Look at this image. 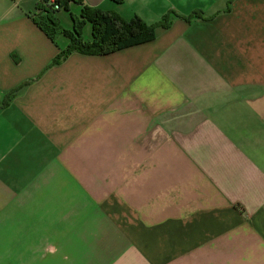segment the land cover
Masks as SVG:
<instances>
[{
	"label": "crops",
	"instance_id": "crops-1",
	"mask_svg": "<svg viewBox=\"0 0 264 264\" xmlns=\"http://www.w3.org/2000/svg\"><path fill=\"white\" fill-rule=\"evenodd\" d=\"M36 1L0 0V264H264V0H83L153 38L57 62Z\"/></svg>",
	"mask_w": 264,
	"mask_h": 264
},
{
	"label": "trees",
	"instance_id": "trees-1",
	"mask_svg": "<svg viewBox=\"0 0 264 264\" xmlns=\"http://www.w3.org/2000/svg\"><path fill=\"white\" fill-rule=\"evenodd\" d=\"M120 2L121 0H114ZM79 6V14L71 13L72 27H65L57 18L59 10L70 11V5ZM34 23L53 41L63 36L67 45L60 50L54 62L72 51L83 53H105L121 47L148 41L153 38V24H147L139 16L125 19L113 10H102L86 5L83 0H37L30 14ZM89 23L91 39L85 40L83 26ZM7 98V97H6ZM2 104L6 103V99Z\"/></svg>",
	"mask_w": 264,
	"mask_h": 264
}]
</instances>
